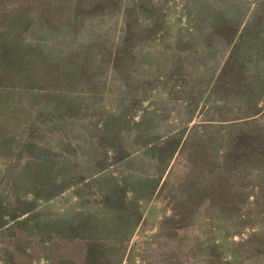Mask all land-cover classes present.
<instances>
[{"label": "rangeland", "instance_id": "374dc122", "mask_svg": "<svg viewBox=\"0 0 264 264\" xmlns=\"http://www.w3.org/2000/svg\"><path fill=\"white\" fill-rule=\"evenodd\" d=\"M0 264H264V0H0Z\"/></svg>", "mask_w": 264, "mask_h": 264}]
</instances>
